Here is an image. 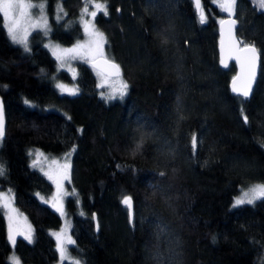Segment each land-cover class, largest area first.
Segmentation results:
<instances>
[{
  "label": "trees",
  "instance_id": "1",
  "mask_svg": "<svg viewBox=\"0 0 264 264\" xmlns=\"http://www.w3.org/2000/svg\"><path fill=\"white\" fill-rule=\"evenodd\" d=\"M33 1L45 3L50 28L28 36L30 51L10 40L0 13V189L12 190L33 227L31 242L18 236L11 246L0 207V264H11L12 249L24 264L58 259L51 231L62 219L45 203L53 185L31 166L34 148L72 151L64 207L79 264H264V198L231 206L240 187L264 184V9L234 5L238 39L260 56L244 98L229 90L234 64H219L223 16L211 0H202L203 24L192 0H99L107 14L94 25L128 85L104 99L89 63L73 77L45 45L82 36L85 0ZM55 80L77 94L59 93Z\"/></svg>",
  "mask_w": 264,
  "mask_h": 264
},
{
  "label": "rangeland",
  "instance_id": "2",
  "mask_svg": "<svg viewBox=\"0 0 264 264\" xmlns=\"http://www.w3.org/2000/svg\"><path fill=\"white\" fill-rule=\"evenodd\" d=\"M21 2L24 4H27V5H31V7L24 10L26 14L23 17L20 16L19 10H17L16 12L13 13V17L15 19L19 20V28H18L19 31L23 32L24 30H27V41L26 42H27V46L29 48L28 36L32 32L39 31V32L44 33L45 35L48 34L49 28H50L49 18H48V15L46 13L44 2L33 1V0H21ZM58 2L60 4V1H58ZM253 2H254L256 7L260 8L259 4H258V0H253ZM97 3H100L101 5L105 6V3L102 1H99V0H91V2H89V0H85V3L83 4L81 9L79 10V14L77 17L78 23L80 24V27L82 29V36L80 38H77L75 41H73V43L71 45H63L60 42L52 40L50 38H47L45 40V45L47 46L46 48H48V50L50 51V53L53 55V57L56 60L57 69L58 70H60V69L66 70L73 77H75L77 74L76 68H77L78 63H89L90 64V62L92 60L90 58H87V57H79V56H77L76 58H72L75 55V53H67V52H64L63 50L72 49V48H75L78 44H85L87 42L89 37H88V34L85 32V23L86 22L89 23V31H96L98 33H101L103 35V37L105 38L104 34L100 30H98V28L94 25V18L95 17L93 18L90 15V13L92 11H97V14H98V12H100L99 10H97L94 7V5ZM211 3L217 7L219 14H220V17L224 16V15H233L234 14V8H233V11L231 13H228V12H224L219 7L220 4L224 3V0H211ZM85 8H87V12L84 11ZM201 10L203 11L204 15L206 16V13L203 10V7L200 9V11ZM56 16H57V18L65 16L63 13V9L60 5H57ZM199 16H200V14H199ZM219 20H220V18H219ZM3 22H4V26L7 30L8 21L3 18ZM9 38H10V36H9ZM16 45H19L24 49V45H22V44H16ZM104 54H105L106 58L112 60V58L106 52L105 44H104ZM58 56L61 58L58 59L57 58ZM93 70H94V74H95L96 79H97V87L99 89L100 96L103 97L104 99H106L105 98L106 94L110 91L108 85L110 83H112V80L111 79H104L99 74V70H97V69H93ZM121 79L126 83V81L123 79L122 75H121ZM101 84H103L104 87H101ZM54 85L57 88L58 92L61 94L69 95L67 92H61L60 89L57 87V85H64L68 89H76L77 90L75 83L67 84V83H64L62 81L55 80ZM117 97H120V96L116 95L114 98H117ZM71 152L72 151H70V152L67 151V152L60 153V154H53V153L45 152L39 148H34L30 152V153H32V155H30L31 166L33 164V161L37 159L36 153L42 154L39 162L37 163V166L33 167V168H37L40 171L42 168L43 171H41V172L43 174L45 172H49L50 174H52L55 177L56 171L59 168V166L64 165V164L69 165L68 179L61 181V183L63 185V190L66 193L62 197V212H58L52 207V204L55 202V198L57 197V188H56V184L54 183V180H50L48 178V176H46L44 174L47 177V179L49 181H51V183L53 185L52 193L45 198V201H47L48 205L52 209H54L56 212H58L60 214L61 219H62L60 226L57 229L51 231V234L55 240L56 248L58 250V259L54 264H62L63 262H70V263H76V264H77V262H78V264L80 263V260L73 258L68 251L69 246L72 244V243H68V240L70 239L73 242V238L71 235V219L65 213V207H64V201L68 195V182L70 179V171H71V159H70L71 158ZM53 161H55V163H53ZM260 185H264V184L263 183H252L249 186L240 187L239 192L232 199L231 206L234 207L235 200L238 198H242L243 194L245 192H250L253 188H256L257 186H260ZM262 198H264V197H262ZM259 199H261V198H258L257 200H259ZM0 207H1L2 213H3L5 220H6L7 238L9 240L11 246H13V244L11 243V241L9 239L10 235H15V239L18 236L24 237V235L16 234L18 231L23 232L25 235L30 233L31 238H32V234H33L32 224L30 223L28 217L23 212H21L18 209V207L16 206V204L14 202L13 192L9 188L0 189ZM10 217H11V219H9ZM56 234H60L61 241L64 243V246L66 248V252L63 256H61V254L59 252ZM13 259L18 260L19 264H24L20 260L18 255L15 253V251L12 249L11 253L8 256L9 263L13 264Z\"/></svg>",
  "mask_w": 264,
  "mask_h": 264
},
{
  "label": "snow or ice",
  "instance_id": "3",
  "mask_svg": "<svg viewBox=\"0 0 264 264\" xmlns=\"http://www.w3.org/2000/svg\"><path fill=\"white\" fill-rule=\"evenodd\" d=\"M89 2H91V0H89ZM235 3L236 0H224V3L220 4L219 7L224 12L231 13L233 11ZM258 4L261 9H264V0H258ZM29 7H31V5L24 4L21 2V0H0V13H2L3 18L8 21L7 33L10 36L12 42L16 44L24 45V50L26 52L30 51L26 42L27 30H24L23 32L18 30L19 20L13 17V13L19 10L20 16L23 17L26 14L24 10ZM94 7L97 10L104 12V14H107L106 6L97 3L94 5ZM196 8L201 9L200 0H196ZM84 11L87 12V8H85ZM90 15L93 18L96 17L97 11H92ZM199 20L200 23L202 24L206 22V16L204 15L202 10L200 11ZM235 23L236 21L234 19L220 20L221 25H227L229 51L231 52L232 50H236L241 54L237 57V59L241 64L242 76L234 79L232 85V91L234 93L242 95L243 97H248L251 87V79L255 74L254 70L257 62V49L254 46L248 44H245L243 48L238 47L237 42L233 37L232 26ZM85 32L88 34L89 37V39L85 44H78L75 48L65 49L63 51L67 53H75V55L72 58H76L77 56L90 58L93 62V65L95 67H98L99 74L104 79L112 80V83L108 85L110 91L106 94L105 97L106 99H113L116 95L122 97L126 93L128 85L121 79V72L119 65L105 58V54H104L105 38L101 33H98L96 31H89L88 22L85 23ZM57 58L60 59L61 57L58 56ZM245 69L247 70L246 72L244 71ZM57 87L60 89L61 92H67L69 95H76L78 91L76 89H68L64 85H57ZM101 87H104V85L101 84ZM3 136H4V122H3L2 110H0V139H2ZM192 145H193V149L195 150L196 148L195 137H193ZM29 154L32 155V153ZM41 156H42L41 153H36L37 159L33 161L32 167L37 166V163L39 162ZM53 163H55V161H53ZM68 168H69L68 164L59 166V168L56 171L55 177L49 172L44 173L46 176H48L50 180H54V183L56 184L57 197L55 198V202L52 204V207L58 212H62V197L63 195L66 194L63 190V185L61 181L68 179ZM41 171H43L42 168ZM6 174H7L6 167L3 165V163H0V178L5 177ZM262 197H264V185L257 186L256 188H253L250 192H245L242 198H238L235 200L234 207L244 204H252L258 198H262ZM45 203H47V201H45ZM122 203L128 207H131L132 205L131 198L127 196L124 197ZM9 219H11V217ZM16 234L24 235V238L29 240V242H31L30 233L25 235L23 232L18 231ZM56 238L58 241L59 252L61 256H63L66 252V248L64 246V243L61 241L60 234H56ZM9 239L11 243L15 245L16 243L15 235H10ZM68 243H73V242L69 239ZM13 264H19V261L13 259Z\"/></svg>",
  "mask_w": 264,
  "mask_h": 264
},
{
  "label": "water",
  "instance_id": "4",
  "mask_svg": "<svg viewBox=\"0 0 264 264\" xmlns=\"http://www.w3.org/2000/svg\"><path fill=\"white\" fill-rule=\"evenodd\" d=\"M192 1H193V4H194V7H195L196 11L199 13L200 12V9H197L196 8V0H192ZM200 4H201V7H202V0H200ZM222 19H224V20L234 19L236 21V23L232 26L233 27V37L236 40L238 47L239 48H243V46L245 44H242L241 43V41L238 39L237 34H236V28H237V20H236V18L233 15H225L220 20H222ZM220 20L218 21V46H217L219 64H220V66L222 68L228 67L231 63L234 64V66H235V74L232 76V78L229 81V90H230V92L233 95H237V96L243 97L242 95L237 94V93H234L232 91V85H233L234 79H236L237 77L242 76L241 64H240L239 60L237 59V57L239 55H241V54L239 52H237L236 50H232L231 52L229 51V47H228V35H227V25H221L220 24ZM248 45L254 46L253 44H248ZM108 60L111 61V62H114L115 64L118 65V63L115 62L114 60H111V59H108ZM259 63H260V56H259V52L257 50V62H256L255 70H254L255 74H254V76L251 79V87H250V91H249V96L248 97H250L251 94H252L253 87L255 85V82H256V79H257V76H258ZM90 66L93 69L99 70L98 67H95L93 65V62L92 61L90 62ZM244 71L246 72L247 70L245 69ZM120 72H121V70H120ZM248 97H244V98H248ZM0 110H2L3 122H4V111H3V104H2L1 97H0ZM4 133H5V123H4ZM93 217H94V219H96V215L95 214H94ZM96 229H98V226L97 225H96Z\"/></svg>",
  "mask_w": 264,
  "mask_h": 264
}]
</instances>
